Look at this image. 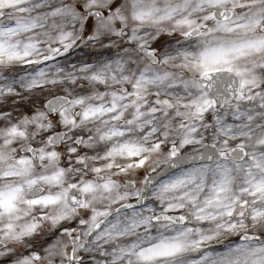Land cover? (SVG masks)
Masks as SVG:
<instances>
[{
  "label": "snow or ice",
  "instance_id": "6c2138e0",
  "mask_svg": "<svg viewBox=\"0 0 264 264\" xmlns=\"http://www.w3.org/2000/svg\"><path fill=\"white\" fill-rule=\"evenodd\" d=\"M0 264H264V0H0Z\"/></svg>",
  "mask_w": 264,
  "mask_h": 264
}]
</instances>
